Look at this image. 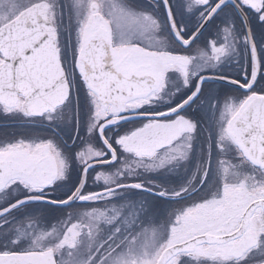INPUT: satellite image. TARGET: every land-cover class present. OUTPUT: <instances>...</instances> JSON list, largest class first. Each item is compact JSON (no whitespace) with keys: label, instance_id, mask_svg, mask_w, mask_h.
Segmentation results:
<instances>
[{"label":"snow or ice","instance_id":"6c2138e0","mask_svg":"<svg viewBox=\"0 0 264 264\" xmlns=\"http://www.w3.org/2000/svg\"><path fill=\"white\" fill-rule=\"evenodd\" d=\"M0 264H264V0H0Z\"/></svg>","mask_w":264,"mask_h":264}]
</instances>
